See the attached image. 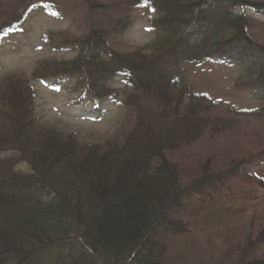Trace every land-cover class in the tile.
I'll return each mask as SVG.
<instances>
[{"label":"trees","instance_id":"1","mask_svg":"<svg viewBox=\"0 0 264 264\" xmlns=\"http://www.w3.org/2000/svg\"><path fill=\"white\" fill-rule=\"evenodd\" d=\"M20 2L0 41L34 9L28 0ZM131 6L152 18L148 45L122 54L108 46L102 30L91 28L77 41L72 60L34 69L41 82L73 84L75 104L91 103L92 118L101 117L106 101L131 110V125L119 139L101 145L70 137L63 141L38 123L29 80L5 82L0 264H151L157 230L188 232L177 217L182 197L199 198L220 181L204 175L184 191L165 158L193 143L207 124L209 96L191 91L186 71L204 63L230 68L238 74L234 87L263 103L257 111L264 110V47L250 38L243 13L249 8L264 13V7L246 0H132ZM116 79H123L124 89L111 87ZM19 163L26 164V172L15 168ZM259 244L264 245V230L246 249Z\"/></svg>","mask_w":264,"mask_h":264},{"label":"rangeland","instance_id":"2","mask_svg":"<svg viewBox=\"0 0 264 264\" xmlns=\"http://www.w3.org/2000/svg\"><path fill=\"white\" fill-rule=\"evenodd\" d=\"M246 1L264 7V0ZM28 2L34 9L0 41V93L10 79L29 80L38 123L63 141L70 137L101 145L122 137L131 125L132 111L126 106L106 101L101 117L91 118L93 105L75 104L78 93L73 84L41 82L34 69L52 68L56 63L72 60L77 41L91 28L105 33L112 50L132 53L152 41L151 16L144 9L132 8V0ZM20 3L0 0V32L17 15ZM89 3L95 5L91 10ZM243 13L250 38L264 47V13L254 8L244 9ZM237 76L234 70L213 63L186 71L191 91L209 96L204 114L207 124L193 143L165 153V158L175 166L184 191L204 175L220 181L213 192L199 198L196 194L187 195L192 199L182 197L183 212L177 217L187 223L188 232L177 235L157 230L152 236L157 251L151 264L264 261V245L246 249L248 241L256 240L264 230V187L260 186L264 183V110L257 111L263 103L234 87ZM122 80H114L111 87L115 91L124 89ZM15 168L27 171L25 163L16 164ZM45 255L50 258L51 249Z\"/></svg>","mask_w":264,"mask_h":264}]
</instances>
